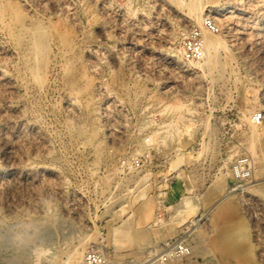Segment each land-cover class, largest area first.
Here are the masks:
<instances>
[{"label":"rangeland","instance_id":"1","mask_svg":"<svg viewBox=\"0 0 264 264\" xmlns=\"http://www.w3.org/2000/svg\"><path fill=\"white\" fill-rule=\"evenodd\" d=\"M177 1L0 0V264H264V0Z\"/></svg>","mask_w":264,"mask_h":264},{"label":"bare ground","instance_id":"2","mask_svg":"<svg viewBox=\"0 0 264 264\" xmlns=\"http://www.w3.org/2000/svg\"><path fill=\"white\" fill-rule=\"evenodd\" d=\"M177 4H178V7H185L186 6L188 8L189 15L190 16L192 15L191 17H193L197 23L202 22V12L204 10L209 11L208 8L203 7V5L201 4V0H188V1L178 0ZM205 28H203V30H202L204 33V36H205V43H204V47H205L204 50L205 51L203 53L204 58H203V61H197V62H195V64L200 66L201 69L207 68V69L211 70L213 68V66L217 63V60H218L217 54L219 53V50L223 47L227 50V47H226V43L224 41V38H222L220 34L207 31V29H205ZM37 52H39V51H37ZM179 63H180V61H179ZM179 63H178V67L180 66ZM183 67H184V65H183ZM185 67H187V65ZM244 112H245V114L246 113L249 114V111H247V110H244ZM245 114H244V116H245ZM246 117H248V115ZM253 118L256 120L258 118V113L255 114L253 116ZM254 119H253V121H254ZM253 121H252V123H253ZM252 126H254V125H252ZM240 187H241V185L236 184L230 188L229 192H233L234 190H236ZM127 190L128 189H125V191H127ZM69 200H71V199H69ZM67 204H68V202H67ZM254 205H257V203ZM261 205L262 204H260V206ZM69 211L67 210L68 213H69ZM229 231L230 230L227 226L218 228V233H216V236H215L216 240L220 244L217 247L218 248L217 253L214 250H212V247L208 246L207 233L202 234V235H197L196 237H194V239L191 242L188 243L190 252L186 255H183V256H178V257L176 256L173 259L171 258L170 264H179L178 262L180 261V258H183L185 256L188 258V261H191L193 259V256H196V255L206 256L208 258V264H245L243 260L238 258L237 251H236L235 247L233 246L234 244L233 243L228 244L226 241V234L227 233L229 234ZM30 237L34 238L33 235L30 236L29 233H27L25 236V241L28 242ZM85 249H86V245L84 244V241L80 240L77 244L73 245L66 252V257L64 259L60 260L59 264H80L82 261ZM159 249L160 248H156V249H154V251L157 252V251H159ZM158 253L159 252H157V254ZM157 254H155L152 258L149 259L150 264H158Z\"/></svg>","mask_w":264,"mask_h":264},{"label":"built area","instance_id":"3","mask_svg":"<svg viewBox=\"0 0 264 264\" xmlns=\"http://www.w3.org/2000/svg\"><path fill=\"white\" fill-rule=\"evenodd\" d=\"M180 252H182V251H180ZM169 261L170 260L168 258H163V260L161 261V264H168ZM82 264H106V263L104 261L100 260L94 251L93 252L90 251V252H88V254L85 257Z\"/></svg>","mask_w":264,"mask_h":264}]
</instances>
